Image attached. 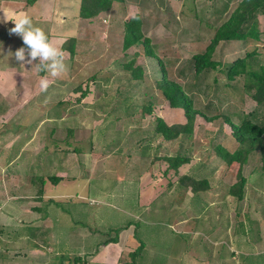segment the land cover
<instances>
[{
    "label": "rangeland",
    "instance_id": "1",
    "mask_svg": "<svg viewBox=\"0 0 264 264\" xmlns=\"http://www.w3.org/2000/svg\"><path fill=\"white\" fill-rule=\"evenodd\" d=\"M43 1L32 7L25 0L6 3L10 22L1 24L0 29L6 30L9 37L0 39V66H3L0 84L11 87V91L23 89L26 92L22 91L18 98L0 91V138L2 142L20 140L21 143L37 127L31 143L38 147L36 151L46 146L45 155L49 154L40 160L43 166L36 162L38 168H33L32 176L38 189L48 186V183L43 184L48 182L47 165L53 159L50 158L52 153L67 146L73 151L71 173L74 175L60 181L54 189L62 191L65 184L73 195L59 203L63 211L57 214L55 232L60 238L67 239L66 221L72 222L75 235L77 227L100 222L101 240L116 234L124 224L130 225L138 242L134 253L121 258L124 264H264L263 250L254 253L253 247H237L241 246L240 222L245 220L247 207L256 222L258 216L264 221V170L259 151H252L243 165L247 181L243 197L237 199L228 192L229 186L237 181V164L226 166L212 151L216 143L230 151L237 147L230 126L221 117L207 120L196 114L190 136L180 135L181 138L170 141L155 134L156 117L167 124H181L186 121L184 110L172 107L156 87L158 66L153 58L142 54V45L122 48L124 21L139 14L142 32L152 40L168 77L180 83L190 81L192 56L204 51L216 26L230 15L240 0L113 1L110 10L91 18L78 15V3H71L65 10L68 0ZM23 14L33 21L41 17L39 26L52 44L63 51L65 72L52 77L47 72H38L35 65H23L12 55L19 48L21 37L8 30ZM257 28L264 30V15L259 16ZM70 38L74 39L73 55L62 48L63 42ZM253 48L264 60V34L256 41L221 40L213 58L224 66ZM129 61L132 67L143 68L142 79H130L126 64ZM216 74L223 83L222 73ZM41 77L49 80L48 89L21 108L20 101H28L41 90ZM160 77L158 74L157 78ZM12 80L14 84H10ZM211 87L202 84L196 87L194 94L195 107L205 109L207 115L253 110L255 104L249 94L229 88L227 92H219L218 88ZM84 90L87 94L82 97ZM58 99H65L69 104L60 113L63 118L50 119V115L55 114L50 107ZM144 105L150 107V112L144 110ZM53 109L56 110L55 106ZM53 126H57V130L50 129ZM18 148L14 146L8 156L14 155ZM177 153L189 160L174 170L168 167L164 157ZM182 175L204 177L208 182L206 192L194 195L187 187V192L191 193L189 198L186 192H178V178ZM98 186L104 188L99 195ZM168 190L178 195L179 209L172 206L178 203L170 200ZM91 196L95 199L91 200ZM175 220H184L186 229L196 233L175 230L178 228ZM253 231L256 230L251 228L250 233ZM256 237L254 233L253 238ZM89 246L87 242L86 248Z\"/></svg>",
    "mask_w": 264,
    "mask_h": 264
},
{
    "label": "crops",
    "instance_id": "2",
    "mask_svg": "<svg viewBox=\"0 0 264 264\" xmlns=\"http://www.w3.org/2000/svg\"><path fill=\"white\" fill-rule=\"evenodd\" d=\"M40 1L43 0H36L30 3V7L39 5ZM7 2L8 0H0V25L10 22L8 20L10 18V12L7 10ZM43 2H46V0ZM74 2L79 5V0H68L69 4L64 5L65 10L69 9L70 4ZM46 9L48 15V8ZM39 20H41V17L39 19L35 18L33 23L39 26L41 24ZM5 32L6 30L0 29V39L8 36ZM21 46H23V41L20 38L19 47ZM2 69L3 66H0V73H2ZM10 84H14V80L10 81ZM1 86L0 91L6 96H18L19 98L22 91H25L23 89L11 91V87L8 89L4 84ZM41 92L42 90H39L28 101H20L21 108H24L29 102L35 100ZM19 110L20 108L17 111ZM50 117V119H54L52 117H55V115H50ZM56 127L53 126L50 129L57 130ZM36 128L21 143L19 142L20 140L17 142H2L0 138V264H124L120 262L121 258L124 255L128 256L138 247V242L135 239L134 233L131 231L130 225H120L117 234H115L116 240L107 243L99 238L100 222L92 223V226L88 222L86 225L77 227V234L75 235V228L72 226V222L68 223L66 221V234L68 236L67 239L64 238L63 240L60 238L59 233L57 234L55 232L57 214L63 211V209H59V203L72 198L73 195L68 192V187L65 184L62 186V191H55L54 189L60 181L73 177L74 174L72 175L71 173L73 171L71 167L73 165V151L67 146L64 149H59L61 150L60 152L52 153L50 158L54 160L51 159L47 165L49 167L47 169V173L49 174L47 175L48 182H44L43 184L48 183V186L38 189L32 175L35 173L34 169L38 168L36 167L37 163L43 166V161L40 160L44 156L48 157L49 154L45 155L48 149L46 146H42L36 151L38 147L35 143H31V139H34ZM6 131H8V128ZM1 133L2 135L5 134L4 132ZM64 142L67 145L68 139L66 137ZM14 146L19 148L14 155L9 157L8 152ZM5 152H7V155H3ZM11 167L13 169H10ZM103 191L104 188L98 186L96 193L99 195ZM185 196L189 198L191 193L186 192ZM93 199L95 197L91 196V200ZM179 204L177 206L172 204V206L179 209ZM244 216L245 220L240 222L242 233L240 234L241 239L239 243L241 244L239 245L241 246L237 247L242 249H244L243 247H253V250H255L254 253H258L261 250L264 251L263 218L258 216L256 222L252 218L253 215H251L248 207ZM66 218L67 216L65 214L64 219ZM96 219H99V217ZM174 223L178 226L175 229L177 231L190 234L196 233V231H188L186 229L184 220H175ZM251 228L256 231L250 233ZM254 233H257L256 238H253ZM75 237L77 238V242H75ZM231 240L234 243L233 237H231ZM87 242L90 243L89 248H86ZM193 255L194 257L200 258V256ZM76 257H79V260L77 259L76 261ZM232 258L233 256H231L230 260Z\"/></svg>",
    "mask_w": 264,
    "mask_h": 264
},
{
    "label": "trees",
    "instance_id": "3",
    "mask_svg": "<svg viewBox=\"0 0 264 264\" xmlns=\"http://www.w3.org/2000/svg\"><path fill=\"white\" fill-rule=\"evenodd\" d=\"M25 1L30 4L36 0ZM113 1L122 0H79L78 15L81 18L96 16L101 11L110 10ZM261 15H264V0H240L230 15L221 24L216 26L215 32L209 39L204 51L192 56L189 66L190 81H183V83L168 77L167 70L163 61L158 57L152 40L142 32L141 16L135 14L124 21L122 48L127 49L133 45L141 44L142 54L153 58L158 66L155 74L157 76L160 74L161 77H155L156 87L160 89L162 95L172 107L184 110L185 123L167 124L162 118L156 117L154 133L160 135L165 140L171 141L181 138L180 135H191L196 114L202 115L207 120L221 117L223 122L230 126L231 134L238 142V145L234 150L230 151L221 144L216 143L212 145V151L226 166L231 167L237 164V181L228 188V192L237 197V199L243 197V187L247 181L243 174V165L252 151H259L261 169L264 170V60L259 57L258 51L253 48L252 50L245 51L242 55L234 58L229 64L223 66L221 62L214 60L213 53L221 40H259L261 34H264V30L260 31L257 28L258 19ZM73 45L74 39L70 38L63 42L62 48L68 50L73 55ZM138 54L135 52V55ZM126 64L129 69L130 79L137 80L143 78L142 67H132V61ZM181 72L183 73V70ZM216 73H222L223 83H221ZM239 80L241 82L240 87ZM202 84H206L209 88L211 86L218 88L219 92H227L226 89L229 88L233 92L240 91L241 93H247L254 101V108L252 111L246 113L220 111L209 116L205 112V109L195 107L194 105L196 87ZM86 94L85 90L81 91L82 97L86 96ZM68 104L69 101L58 99L50 107L52 113L55 112L56 114L52 115L60 117L61 111ZM53 106H55L56 110L53 109ZM143 108L145 111L150 112L149 106L144 105ZM68 129L71 130V128ZM164 159L169 163L168 167L174 170H177L189 160L187 156L181 153L165 156ZM177 185L179 187L177 191L183 194L187 192V187L192 190L194 195L206 192L204 190L208 188V182L204 177L197 178L193 175L180 176ZM170 194V200L177 202L176 196L178 195L173 194L171 191ZM183 194H179V196ZM115 240L114 234L104 239V242L107 243Z\"/></svg>",
    "mask_w": 264,
    "mask_h": 264
},
{
    "label": "clouds",
    "instance_id": "4",
    "mask_svg": "<svg viewBox=\"0 0 264 264\" xmlns=\"http://www.w3.org/2000/svg\"><path fill=\"white\" fill-rule=\"evenodd\" d=\"M13 23L14 27L9 29V32L20 36L23 41V46L12 53L17 61L23 65H35L38 72H47L52 77L66 71L62 49L52 44L48 34L35 25L30 16L23 14ZM39 87L42 91L48 89L47 77H41Z\"/></svg>",
    "mask_w": 264,
    "mask_h": 264
}]
</instances>
